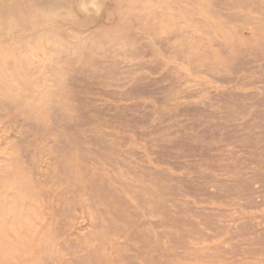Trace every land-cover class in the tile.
<instances>
[{"label": "rangeland", "instance_id": "374dc122", "mask_svg": "<svg viewBox=\"0 0 264 264\" xmlns=\"http://www.w3.org/2000/svg\"><path fill=\"white\" fill-rule=\"evenodd\" d=\"M0 264H264V0H0Z\"/></svg>", "mask_w": 264, "mask_h": 264}]
</instances>
